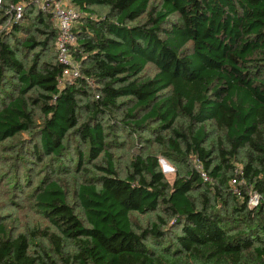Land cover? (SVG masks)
<instances>
[{"label": "trees", "instance_id": "obj_1", "mask_svg": "<svg viewBox=\"0 0 264 264\" xmlns=\"http://www.w3.org/2000/svg\"><path fill=\"white\" fill-rule=\"evenodd\" d=\"M151 1L72 0L81 17L70 55L81 74L63 82L57 50L56 64L29 70L16 51L23 39L26 50L56 48L53 3L20 21L16 7L34 15L36 0H0V25L10 21L0 33V85L19 82L0 104V141L31 131L38 108L46 156L62 155L75 136L106 164L98 183L79 186L85 222L57 182L37 195L56 230L41 234L40 251L0 224V264H264V0H160L159 8ZM149 64L159 72L143 80ZM137 111L147 113L124 122ZM156 119L170 133L159 141L186 164L173 185L152 155L136 157L121 177L106 149L116 126L149 127ZM207 122L221 134L211 146ZM254 195L257 206L250 205ZM133 213H157L156 221L136 228ZM168 218L181 233L158 250Z\"/></svg>", "mask_w": 264, "mask_h": 264}, {"label": "rangeland", "instance_id": "obj_2", "mask_svg": "<svg viewBox=\"0 0 264 264\" xmlns=\"http://www.w3.org/2000/svg\"><path fill=\"white\" fill-rule=\"evenodd\" d=\"M152 5L159 8L161 1L152 0ZM45 6V0H41L37 3L34 15H30L29 10L22 15L20 21L25 15H29V18L36 16L40 9L44 10ZM96 11L98 15L106 13V10L100 8ZM176 20L173 18L171 22ZM9 23L0 25V33L2 30L8 29ZM31 35V33L18 34L19 37ZM43 40L41 37L38 39L39 42ZM11 42L13 43L14 39H11ZM22 43H25L24 39L17 43L16 51L26 70H29L35 64L37 69L42 68L47 62L56 64L57 59L55 57L57 53L54 44L50 46L49 50L43 48L40 44L33 49L26 50ZM187 47L190 49L191 43ZM75 64L79 66L78 63L75 62ZM158 72L159 69L154 64H149L142 75V79H152ZM6 80L0 85V104L6 100L7 96L17 94L16 86L19 85V82L14 78ZM34 91H31L29 96L36 97ZM133 105L134 103H130L123 106L115 117L118 122L125 118L126 113L133 108ZM146 113L147 111H137L136 117L127 119L124 122L135 123L141 120ZM35 114L36 122L31 131L0 141V224L6 228V233L9 235L17 237L20 234H26L31 240L32 251H40V246L43 244V240L40 239L41 234L55 232L56 230L36 205L37 195L50 183L57 182L66 193L67 203L79 219L85 222L77 199L79 186L83 183H98L100 177L104 175L103 168L106 167V164L103 155L97 159L93 158L89 146L75 136L67 142L65 152L62 155L58 157L46 156L40 146L39 134L44 115L38 108L35 110ZM113 119L111 117L109 120ZM147 124H149V127L116 126L107 135L106 149L112 154L117 172L121 177L128 175L131 162L136 157L152 155L158 158L166 181L173 185L179 176L183 174L186 164L175 158L164 142L159 141L160 137L165 138L170 134L160 129V119L149 121ZM205 127L209 135L208 146H211L221 134L212 122H207ZM241 158H243V154L240 156ZM236 165L241 167V161H236ZM218 209L222 210V207H218ZM156 214L133 213L134 226L136 228H146L150 222L156 221ZM167 221L168 225L164 228L167 233L166 238L162 242L163 246L158 247V250L167 245L170 246L175 241V236L181 233V228L176 225L174 220L168 218ZM44 244L48 243L44 241Z\"/></svg>", "mask_w": 264, "mask_h": 264}, {"label": "built area", "instance_id": "obj_3", "mask_svg": "<svg viewBox=\"0 0 264 264\" xmlns=\"http://www.w3.org/2000/svg\"><path fill=\"white\" fill-rule=\"evenodd\" d=\"M41 0H38L40 2ZM37 2V0H36ZM37 2V3H38ZM47 3L52 4V12L54 15L55 25L58 31L56 50L58 52V60L61 64L66 66L63 73V82L68 79H73L80 76V67L75 64L70 55L71 47L76 44V35L74 27L78 19L81 17L80 11L73 5L72 0H45ZM46 9V6L44 10ZM17 14L16 20H20L25 12L23 5H18L15 9ZM63 84V83H62ZM205 180H208L206 174H203ZM237 180L233 181L236 184ZM260 199L254 195L250 200L251 206H257Z\"/></svg>", "mask_w": 264, "mask_h": 264}]
</instances>
